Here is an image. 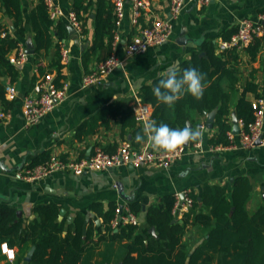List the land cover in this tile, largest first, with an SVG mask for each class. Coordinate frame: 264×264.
Here are the masks:
<instances>
[{
  "label": "crops",
  "instance_id": "crops-1",
  "mask_svg": "<svg viewBox=\"0 0 264 264\" xmlns=\"http://www.w3.org/2000/svg\"><path fill=\"white\" fill-rule=\"evenodd\" d=\"M143 1L146 7L135 18V0H126L125 16L115 29L116 40L112 54L123 57L126 45L140 27L150 25L157 18H171L170 0ZM38 3L39 0H22L28 30L25 43L32 39L29 13ZM59 3L65 14L71 11V0H59ZM263 10L264 0H211L207 6L188 2L184 12L176 20H172L174 32L167 43L150 47L145 53L129 59L123 67L116 69L100 83L85 88L82 81L89 71L83 66L82 55L91 45L94 36L93 20L89 21L85 35L69 32L66 38L59 39L54 31V45L48 52L42 53L41 65L48 72L50 65L58 60L57 45L61 44L70 49L71 59L68 64H63L62 69L63 83L68 87V98L53 112L46 114L37 124L27 126L25 123V98L33 90L35 81L43 75L31 56L23 65H17L18 75L15 79L0 76L5 87L12 86L16 90L13 100L7 97L12 102L10 107L0 101V114H5L4 118H0V206L7 205L15 209L24 227L36 219L34 208L39 205L59 206L60 211H65L62 220L68 224L78 214H84L95 224L94 242L98 241L99 228L104 223L102 215L92 209L94 204H100L103 213H107L113 204L119 207H129L132 203L141 204L142 210L137 216L139 231L148 228L150 233L153 226L150 227L147 223V210L160 204L164 197L179 196L189 191L200 196L201 200L203 188L208 184L226 186L227 198L231 200L236 180L246 177L252 186L247 203L248 211L253 213L264 206V146L243 149L236 136L232 146L212 149L208 140L217 130L214 124L212 129L207 127L209 113L198 114L190 109L192 107L188 102L187 106L185 103H181V106L186 108V113L190 116L186 121L187 128L199 132L196 138L198 141L190 146L189 140L187 153L173 162L169 169L123 165L108 171L85 172L80 175L59 171L36 182H26L18 177L20 171L30 166L43 153L49 152L51 156H58L63 160H76L92 156L98 149L113 154L123 143L133 145L136 127L124 124L127 120L126 114L123 117V112L129 109L136 117L135 110L142 102L139 97L142 88H155L161 78L167 77L168 69L173 66L175 71L180 70L183 63L191 60L193 51L200 50L204 42L217 45L218 54L222 51L220 45L227 41L226 37L231 38L236 34L242 20L256 21ZM140 17L142 22H139ZM63 20H66L69 27V21L66 18ZM3 28H9L13 33L12 22L0 7V31ZM97 65L96 61L91 62L90 70ZM52 74L55 76L56 71L53 70ZM238 75L239 82L234 90L225 83L229 94L231 122L247 82L258 86L259 95L256 97L255 93L249 92L247 98L251 102L264 100V49L255 61L250 60L247 54H242ZM185 90L186 88L184 92ZM153 112L154 108L151 113ZM84 124H87L86 128L90 133L78 138V129ZM203 124L206 125L205 130L200 128ZM189 125L192 127L189 128ZM144 127L142 126L143 129ZM144 135L146 140L141 143L140 148L149 146L156 149L151 132L144 131ZM197 144L200 146L195 152ZM174 218L183 223L184 216ZM208 233V229L189 225L183 241L193 251L207 238ZM151 235L157 239V230L156 236ZM32 247L20 264H28L26 257ZM13 250L16 256L19 249ZM98 260L100 259L95 258L93 264ZM0 264H16L15 258L10 260L2 252V247Z\"/></svg>",
  "mask_w": 264,
  "mask_h": 264
},
{
  "label": "trees",
  "instance_id": "trees-1",
  "mask_svg": "<svg viewBox=\"0 0 264 264\" xmlns=\"http://www.w3.org/2000/svg\"><path fill=\"white\" fill-rule=\"evenodd\" d=\"M0 7L5 10V15L14 27L13 33L9 28L0 31V76L15 79L18 69L11 63L9 56L19 44H24L28 37L22 0H0ZM71 9L82 22L81 35L86 34L87 25L93 20L94 36L91 45L82 55L83 66L88 72L91 62L96 61L99 65L113 52L115 6L113 0H71ZM92 13L94 17L91 16ZM262 13L264 14V10ZM29 18L35 46V54L31 57L39 65L41 74L56 71L54 81L58 86H62L64 66L61 63L60 45H57L58 60L50 65L48 72L40 60L42 53L48 52L54 45V31L59 39L68 36L67 22L63 19L52 21L44 0H39L30 11ZM139 22H142L141 17ZM3 32H6L4 37ZM225 39L228 41L231 38ZM217 48V45L211 42H204L200 50L193 51L191 60L183 63L181 69L176 71L182 75L185 69L194 67L203 74L205 88L200 99L194 98L186 88L184 94L169 106L154 95L152 87H143L139 93L142 102L154 108L150 121L155 125L167 123L171 128H187L186 121L190 116L181 103L187 106L188 102L192 107L190 109L200 115L217 109L214 121L217 132L208 140L209 145L214 148L231 145L228 134L233 125L225 83L230 89H235L239 82L242 54H247L250 60L255 61L264 49V36L255 38L249 46L240 51L233 47L217 54ZM257 90L256 84L247 82L235 107L236 116L243 122L245 129L256 118V110L253 108V102L247 98V93L253 92L259 97ZM0 101L8 107L12 104L7 99L6 87L1 80ZM125 114L127 121L124 124L136 127L135 135L139 132L144 136L140 142L133 141V145L140 148L141 143L146 140L142 125L137 122L131 110H125L123 117ZM86 127L87 124H84L78 129V138L89 135L90 130ZM197 141L198 139L190 140L189 145L192 146ZM157 148L164 150L159 146ZM50 157L49 152L43 153L27 167L45 164ZM251 191L252 186L246 177L236 180L231 200L227 198L226 186L207 184L203 188L201 200L200 196L191 194L193 208L185 214L183 223L176 221L173 215L176 196L164 197L160 204L149 207L146 215L148 225L157 230V239L149 233L148 228L139 231V226L133 224L122 225L115 231L111 222L119 208L116 204H113L107 213L102 212L100 204L92 206L95 212L102 215L104 222L99 228L100 236L97 242H94L95 224L84 214H78L75 220L68 224L65 220H59V206L39 205L34 208L36 219L24 227L15 209L1 205L0 253L3 243H7L12 249L18 248L16 264L24 262L31 246L36 249L28 264H93L95 258L100 259L96 264H264V206L253 213L248 211L247 203ZM129 209L138 216L142 206L132 203ZM189 225L209 230L207 238L193 251L189 244L183 241Z\"/></svg>",
  "mask_w": 264,
  "mask_h": 264
},
{
  "label": "built area",
  "instance_id": "built-area-1",
  "mask_svg": "<svg viewBox=\"0 0 264 264\" xmlns=\"http://www.w3.org/2000/svg\"><path fill=\"white\" fill-rule=\"evenodd\" d=\"M188 2H196L201 6H207L211 0H170L171 18H157L148 25L140 27L131 41L126 45L123 57H118L115 53L106 60L90 70L83 78L82 86L100 83L104 78L113 73L116 69L121 68L125 63L134 56L145 53L150 47L161 46L167 43L174 32V24L172 20H176L185 10ZM47 7L49 18L57 22L66 18L70 27L76 30V33L82 32V22L78 19L75 12L69 11L65 14L59 0H44ZM116 14V27L120 25L125 16L126 0H113ZM143 0H135L134 14L135 18L140 15L144 9ZM6 32L2 33L4 37ZM264 36V14L256 21L244 19L240 22L236 34L229 41L220 45L222 51L236 47L239 51L249 46L255 38ZM116 40V37H115ZM60 55L63 64H68L71 59L70 49L65 45H60ZM30 56L26 52L24 44L18 47L10 54L9 60L14 65H23L29 60ZM55 76L52 73H46L40 76L34 83L33 90L26 96L24 101V120L27 126L37 124L46 114L53 112L68 98L67 84L58 86L55 83ZM6 96L13 100L16 97V90L12 86L6 87ZM255 112V120L244 128L242 121H239L240 133L234 135L229 132V139L232 142L236 136L240 139V146L243 149H252L264 146V100L258 99L253 102ZM151 105L140 102L139 107L135 110L137 122L145 126L151 118ZM5 114H0V118H4ZM201 130L206 129V125L200 126ZM195 147V152L199 149ZM221 148V147H216ZM212 147V149H216ZM188 146L180 144L170 150L153 149L149 146L136 148L131 143H123L115 153L110 154L104 150L98 149L92 156L84 157L76 160H63L58 156H51L50 159L41 165L27 167L19 172L18 177L26 182H36L42 180L55 172H66L71 174H83L85 172H101L114 169L123 165H130L135 168L155 167L159 169H169L171 164L181 159L187 152ZM183 196V198H182ZM176 202L173 209V215L182 218L189 213L193 207L194 201L189 191L176 196ZM125 224L139 225L137 215L133 214L129 207L120 206L116 216L111 222L114 229H118ZM2 252L7 255L10 260L15 258L14 250L8 248L7 244L2 245Z\"/></svg>",
  "mask_w": 264,
  "mask_h": 264
},
{
  "label": "clouds",
  "instance_id": "clouds-1",
  "mask_svg": "<svg viewBox=\"0 0 264 264\" xmlns=\"http://www.w3.org/2000/svg\"><path fill=\"white\" fill-rule=\"evenodd\" d=\"M172 68L168 69L166 78L158 81L154 88V95L166 105L174 103L181 95L184 94V89L191 95L200 99L203 96L205 84L203 83V74L196 68L190 67L183 71L182 75L178 74ZM143 131L151 132V139L155 146H159L164 150H170L176 146L185 143L189 140H195L199 136V132L190 130L188 128H171L167 123H160L155 125L149 121ZM144 139L141 133H137L135 140L140 142Z\"/></svg>",
  "mask_w": 264,
  "mask_h": 264
},
{
  "label": "water",
  "instance_id": "water-1",
  "mask_svg": "<svg viewBox=\"0 0 264 264\" xmlns=\"http://www.w3.org/2000/svg\"><path fill=\"white\" fill-rule=\"evenodd\" d=\"M92 17H94V14L91 15ZM68 30L71 34H76V30L72 27H68ZM12 31H14V27H12ZM25 47H26V52L29 56H33L35 54V46H34V43L32 41V39H28L25 43ZM216 113H217V109L213 110L212 112H210L208 115H207V127L209 129H212L213 128V124H214V121H215V116H216ZM232 123H233V128H232V133L234 135H238L240 133V125H239V119L236 115H233V119H232ZM189 128H191L192 126H188ZM185 146H188V141L184 143ZM257 145L259 146L260 145V142H257ZM120 188V187H119ZM183 198V196H182ZM65 215V211L64 210H61L60 211V220H62V218L64 217ZM150 233L155 235L156 236V229L154 227H151L150 228ZM35 247H32L31 250L29 251L27 257H26V261L27 262H30L31 261V258L35 252Z\"/></svg>",
  "mask_w": 264,
  "mask_h": 264
}]
</instances>
